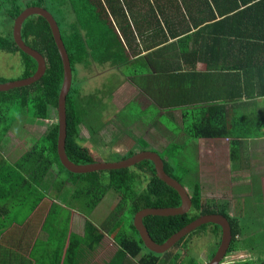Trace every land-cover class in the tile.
<instances>
[{
  "label": "trees",
  "instance_id": "obj_1",
  "mask_svg": "<svg viewBox=\"0 0 264 264\" xmlns=\"http://www.w3.org/2000/svg\"><path fill=\"white\" fill-rule=\"evenodd\" d=\"M245 2L244 13L225 18L226 30L222 36L224 44L216 40L201 47L222 51L226 57L230 54L238 55V61L206 62L205 70L223 71L227 74L223 79L224 82L230 77L228 74L233 73L231 85L225 84V93L240 91L236 93L237 98L246 97L247 100H251L264 98V0H259L252 5L249 3L250 0H245ZM134 5L135 3L131 0H0V52L21 55L24 70L17 79L33 75L38 68V62L17 46L12 26L6 30V20L10 19L14 24L15 19L26 8L39 6L50 12L58 22L73 70V82L67 97L66 150L68 156L76 163L84 164L98 160L81 142L83 141L81 131L86 129L91 136L95 137L103 127L106 128L107 125L101 122L102 111L108 102L117 104L120 102V98L115 96V91L124 82L135 86L136 96L147 98L152 102L150 105L153 108L146 109L151 111L152 115H154V106L158 99H160L161 107H170L171 85L175 84L176 80L185 79L184 75L195 80V77L197 79L203 74L205 79L209 77L210 83L213 81L209 83L210 87L218 86L215 73L196 70L198 62L181 61L172 65L168 61L157 63V60L150 58L148 62L144 59L145 56L144 58L139 57L144 52L143 48L146 47L140 48L130 42V39L135 38V29L138 28L135 22V29H132L128 21V16L135 18L132 11ZM22 37L26 44L43 54L46 60V71L32 85L0 91V146L5 139L7 140L6 137L13 127L18 126L17 123L21 120L26 119L30 124L38 122L48 130L38 137L34 135L26 137L27 149L20 155L0 156V234L8 231L14 223L26 224L27 227L29 224L26 221L29 222L36 207L49 193H51L50 196L52 193L60 194L52 196L57 200L63 192L64 196L73 198L69 193H73L72 187L79 186L74 198L83 197L86 201L84 206L87 211L86 213L81 212L87 217L84 235L70 233L71 211L75 210L70 204H53L43 222L42 229L50 237L45 244L43 242L38 244L55 248L50 256L53 259L52 262L59 264L62 260L67 264L78 262L80 253L84 252L82 248H95L103 237L108 235L119 246L109 259L108 263L111 264H204L198 261L189 243L194 234L207 226H213L214 236H219L216 244L211 245L208 254L209 260L213 258L221 237L220 227L214 224L200 227L172 248L160 253L149 250L139 238L133 226L134 215L139 210L174 208L181 204L178 193L160 180L151 160L140 161L131 167L89 173H74L62 164L58 154V102L64 79L63 61L50 28L41 16H32L25 21ZM191 38V36H184L181 40L184 42L181 45L184 53L188 50L185 42ZM193 47L189 45V50L193 51ZM162 49L163 47L152 50L148 54L156 55L164 51ZM241 56L245 60H241ZM94 64L97 68L108 65L113 69V75L106 77L102 83L106 91L99 88L86 95L81 91L82 79L80 80L77 76L78 66L92 68ZM14 79L16 78L10 79L0 75V82ZM151 84L159 85L158 95L155 91H146ZM136 86L146 91V94H139L140 91ZM221 87L223 88V84ZM136 96L129 99L116 116L130 103H134ZM193 100L196 101L195 98ZM189 103L196 110L182 111L183 130L188 137L198 140L201 138L244 139L264 136V113L240 115L232 113L226 106L219 108L217 104L201 106L195 102L189 101ZM168 113L167 119L169 118ZM116 121L125 123L118 119ZM131 124L125 123V125ZM136 141L143 143L139 144L143 147H129L123 154L113 152L111 153L113 160L126 158L139 150L150 149V146L147 147L149 144L146 145V140L142 137L134 139V145ZM232 145L234 146L235 142ZM174 147L178 151L181 150L180 146ZM238 150L236 144L231 151L232 161H235L238 156L236 155ZM160 156L164 161L166 172L181 183L179 176L173 174L175 169L168 164L169 159H176L175 164L179 162L177 157L180 158V155L160 154ZM182 171L185 172L187 169L183 168ZM64 172L68 173L67 177ZM109 191L115 192L119 197L110 213L112 222H115L109 225L111 220L108 218L102 223V227L96 226L90 221L89 216ZM191 198L193 205L187 214L144 218V224L153 240L162 244L174 233L201 216L219 213L225 216L232 226L233 241L228 251L241 250L242 247L238 245V242H241L239 235L242 233L240 223L235 222L228 215L224 209L226 206L219 207L214 202L210 204L209 200L205 201L199 182L193 185ZM14 208H28L30 212L22 219L20 217L10 218L9 214ZM122 213L125 216L123 220ZM52 214L57 215L53 217ZM49 219H56L58 222L47 229ZM252 262L248 259H241L236 264H251Z\"/></svg>",
  "mask_w": 264,
  "mask_h": 264
},
{
  "label": "crops",
  "instance_id": "obj_2",
  "mask_svg": "<svg viewBox=\"0 0 264 264\" xmlns=\"http://www.w3.org/2000/svg\"><path fill=\"white\" fill-rule=\"evenodd\" d=\"M131 1L135 3V5L132 6L134 7L132 11L135 18L128 16V21L132 26V29H135V22L138 28L135 29V38L130 39V42L134 46L147 48V50L146 48H143L144 52H142L139 56H145V58H143L146 61L149 62L150 58H153L157 60V63L168 61L172 65L181 61H193L198 62V64L200 63L199 66L197 64L196 70L201 72L206 71L205 63L209 61H238V55L230 54L226 57L222 51H216L214 48L202 49L201 46H205L206 43L210 41L215 42L216 40L219 43L224 44L222 37L224 30H226L224 20L227 16H236L244 13L246 8L245 0ZM258 1L259 0H250L249 3L252 5V3H256ZM184 36L192 37L188 42H185L186 49H188L186 53H184V49L182 50L181 48V45L184 43L181 42V40ZM189 45H192V47L194 46L193 51L189 50ZM161 47H163L162 50H164L161 53H157L156 55L148 54L151 53L152 50H156ZM241 60H245L243 59V56H241ZM206 72L215 73L216 82L218 83L217 87H210L209 77L205 79L203 74L199 75L197 79L195 77V80H192L190 76L184 75L185 79L176 80L175 84L171 85L170 107H161L159 104L160 99L155 102L156 106H154V115H152L154 123H149L148 125L153 128V134H158L159 136L157 128H163V126H161V121L167 120V111H170L171 113H168V119L172 120L174 125L177 127V133L174 134L176 137L175 140L178 144H181L179 146L182 151L191 149L196 151V149L200 147L202 153L208 150L212 152L216 150L218 152L221 151L222 156L227 157V162L230 163V165H228L227 170L225 168L226 166H216V171H221L222 169V173H227V181L228 183H232V185L230 186V198H227V200H220V206H226L224 208L225 211L235 222L241 223L242 220L240 219L248 217L249 220L245 222L252 224H256L253 222L264 223V169H261L264 168V136L249 137L244 139L201 138L195 140L185 134L183 130L184 122L182 116L183 110H196V108H193L192 105H190L189 101L198 103L201 106H206L208 104H217L219 108L226 106L228 110L234 114L256 115L258 113L257 115H259L260 112L262 114L264 113V98L247 100L246 97H244L243 99H239L237 98L236 93H240V91L225 93V84L231 85V79L234 76L233 73L228 74L230 77H228V80L224 82L223 79L227 76V74L223 71L214 70ZM222 84L223 88L221 87ZM129 85L133 86L131 83H129ZM133 87L135 88V86ZM136 88L140 91V93L138 91L139 94H146V91H155L157 95L160 93L158 90V84L156 86L151 84L146 91L140 89L138 86H136ZM193 98H195L196 101L193 100ZM145 101L147 104L152 103L147 98ZM170 133L173 134L172 132ZM146 141L150 143L148 140ZM160 142L167 143V138L161 137ZM191 142H193V144H191ZM195 142L198 143L195 144ZM234 142L235 145L237 144V148L239 150L236 154L238 156H236L235 161H232L231 151L234 149L235 145H232ZM154 144L156 145L155 142ZM156 146L160 150L159 147L161 145ZM252 149L255 150L251 151ZM152 150L158 151L161 154L159 150L154 148ZM224 152L226 155L223 154ZM240 162H243V164L241 165ZM253 177L254 181H252ZM256 177H259L256 181L259 189L255 188L256 184L252 186L254 187L253 189H241L242 183L252 185L255 182ZM50 194L51 193H49L48 196L40 202L38 207H36V210L30 216L29 222L26 221L29 224L27 227L26 224L19 225L18 223H14L9 227L8 231L4 234H0V264H59L57 262H52L53 259L50 257L53 249L55 248H50L46 245L39 246L38 244L39 242H43V244H45L47 239L50 237L48 236V233L42 229V225L49 214L51 206L53 204L63 205L59 203L57 199H53ZM246 197H250L253 202L248 204L249 202L244 200ZM47 202L49 205L45 206ZM46 207H48V210L45 211ZM73 215L74 214L71 216L70 233L73 232L83 236L84 231L82 233H76L71 230L73 227ZM236 217L239 219L237 220ZM84 219L86 221L87 217L84 216ZM254 231L255 230L242 229V234L249 232V235L245 237L242 236V239H240L241 242L243 241L246 243L253 239L254 236L252 235V232ZM104 237L111 239L108 235H105ZM250 246L253 245L247 244L246 247L249 248L246 250L252 252ZM98 248V246L95 248H82L81 250L84 252L80 253L78 259L79 261L70 262L68 264H111L108 263L109 259L116 252V250H118L119 246L116 244L114 252H105L100 261L94 259V257L96 258V253L100 251ZM60 264L67 263L62 260Z\"/></svg>",
  "mask_w": 264,
  "mask_h": 264
},
{
  "label": "rangeland",
  "instance_id": "obj_3",
  "mask_svg": "<svg viewBox=\"0 0 264 264\" xmlns=\"http://www.w3.org/2000/svg\"><path fill=\"white\" fill-rule=\"evenodd\" d=\"M6 24V30L11 28V26L12 30L14 29V24L12 20H6ZM78 67L79 72L77 73V76L80 80L82 79L81 91L83 94L86 95L93 93V91H96L99 88L105 90L106 88L102 86V83L106 80V77H110L111 75H113V69L109 68L108 65H104L100 68H97L96 64H94L92 68H84L80 65ZM23 70L24 65L22 57L19 53L16 55H12L6 52H0L1 76L10 79H17L21 75ZM136 95L137 91L133 86L129 84L124 83V86L122 85L118 87L115 91V96L120 98V102L118 104L115 102H108L106 108L102 111L103 113L101 116V122H103L104 125H107L106 128L104 129L103 127L100 130L99 134L95 137L91 136L86 129H83L81 131V136L83 138V141L81 142L83 143V145L86 146L94 155V158L98 160H113L114 157L113 155H111V153L113 154V152L123 154L126 150L129 149V147H143L142 145H139L143 143H138L137 141V143L134 145V139H136L137 137H142L143 139L148 140L150 143L146 141V145L149 144L147 147L150 146V148L152 149L154 148L156 150H159L156 145H161L159 147V151L161 152V154L165 156H167V154H170V156L180 155V158L177 157L179 162L175 164L176 159H169L168 164H170L175 169L173 174L179 176L181 183L183 184L184 188L187 189L190 196L193 193V185L195 184V182H199V185L202 189L203 199L205 201L209 200L210 204H213L214 202L220 207V200H227V198H230V186L232 185V183H228L226 178L227 173H222V169L221 171H216V166H226L225 168L227 170L228 165H230V163L227 162V157L222 156L221 151L218 152L217 150L213 152L208 150L202 153L201 147L196 149V151L193 149L178 151V149L174 147L181 145L178 144V142L175 140L176 137L174 134L177 133V127L174 125V122L170 119L161 121V126H163V128H157L159 136L158 134H153V128L148 124H153L154 119L152 118L151 111L146 110V108L151 109L153 107L150 104H147L143 97H139ZM134 96H136L134 101L137 103H130L124 111H122L118 116H116L120 112V110L125 107L126 102ZM116 119L125 123L129 122L132 124L125 125V123H120L116 121ZM17 125L19 127L14 126L13 129L10 131L9 135L6 137L7 140L5 139L1 143L0 156L5 155L7 157H12L15 155H20L25 149H27L28 142L25 143L26 137H31L32 135L38 137L41 134H45V132L48 130V128H46L44 125H39L38 122L30 124L29 121L26 119L19 121ZM170 132H172L173 134H171ZM161 137H166L167 143L160 142ZM154 142L156 143V145L154 144ZM197 143L198 142H195V144ZM191 144H193V142H191ZM255 149H252L251 151ZM223 154L226 155L225 152ZM242 164L243 162L241 163V165ZM183 168L187 169V171H182ZM64 173L65 177H67L68 173ZM258 178L259 177H256V180L252 185L242 183L241 189H253L254 187L252 186L256 184ZM252 181H254V177L252 178ZM145 185L146 183L144 184V186ZM77 188H79V186L72 187L73 193H69V195L73 196V198L64 196L63 192L60 196V201H57L61 204H70L72 207L75 208V210L73 209L71 211V213L74 214L72 224L73 227L71 230L75 231L76 233H82L85 227V215L81 212L86 213L87 209L84 206L86 201L83 200V197L80 199L74 198ZM255 188L259 189V186L256 184ZM57 195L60 194L52 193V196ZM117 198L119 197L118 195H116L115 192L109 191L108 194H106V196L103 197L102 201L97 205V208L89 216L90 221L96 226L100 227L103 226L102 223L108 218L109 220H111L109 221V225H111V223H114L115 221L112 222L110 213L112 212L116 204ZM249 198L250 197H246L244 198V200L249 202L248 204H251L253 200ZM48 205L49 204L47 202L45 206ZM47 208L48 207H46L45 211L48 210ZM29 212L30 210L28 208H14L13 211H11V213L9 214V217H20L22 219L24 215L28 214ZM76 214H81L83 216ZM56 215L57 214H52L53 217H55ZM123 217L125 216L122 213V220ZM236 219L238 220L239 218L236 217ZM240 220H242L240 226L243 230H255L254 232H252L254 238L246 243L238 242V245L242 247V249L228 251L223 257L221 263L224 264L233 262L236 264L238 260L248 259L253 261L251 264H263L264 230L260 229H264V223L253 222L256 224H252L245 222L249 220L248 217H244ZM57 222L58 221H56V219H49L47 222V229L51 228L52 226H55ZM248 233L249 232H245L244 234L240 233L239 238L242 239V236H248ZM218 237L214 236L213 234V226H207L205 229L200 230L198 233L194 234L190 238L189 245L192 249L193 254L196 255V258L199 262L204 264L208 263V254L210 252V247L211 245L216 244L219 239ZM111 239H109L108 237H104L102 239L101 243L98 245V250L100 251L97 250L98 252L96 253V258L94 257V259L100 261L104 256L105 252H114V249H116V244ZM247 244L253 245L250 246L252 252L246 250L247 248H249L246 247Z\"/></svg>",
  "mask_w": 264,
  "mask_h": 264
},
{
  "label": "water",
  "instance_id": "obj_4",
  "mask_svg": "<svg viewBox=\"0 0 264 264\" xmlns=\"http://www.w3.org/2000/svg\"><path fill=\"white\" fill-rule=\"evenodd\" d=\"M32 16H41L44 18L50 28L53 40L57 45L58 51L61 55L64 67V79L60 91L58 102V125H59V138H58V154L62 164L74 173H89L100 170H111L131 167L136 163L144 160H151L156 169V173L160 180L167 186L175 190L179 197L181 204L179 207L174 208H145L139 210L133 218V226L137 231L139 238L142 239L144 245L152 251L164 252L172 248L177 242L187 237L191 233L204 225L214 224L220 227L221 237L220 244L216 254L211 258L208 264H220L223 257L228 252V248L233 241L232 226L228 219L219 214H207L201 216L195 221L188 224L183 229L170 236L162 244L156 243L151 237L147 227L144 224V218L148 216L169 217L187 214L193 205L192 198L184 186L169 175L164 166V161L158 151L152 149L140 150L126 158L118 160H97L91 163L79 164L74 162L67 154L66 143L68 137V121H67V97L73 82V70L69 53L66 49L64 40L62 38L61 30L55 17L51 15L45 8L39 6H31L26 8L14 21L13 37L17 46L26 54L34 57L38 62V68L33 75L25 78L9 80L0 82V91H8L17 87L32 85L38 81L46 71V60L43 54L32 48L23 40L22 28L25 21Z\"/></svg>",
  "mask_w": 264,
  "mask_h": 264
},
{
  "label": "flooded vegetation",
  "instance_id": "obj_5",
  "mask_svg": "<svg viewBox=\"0 0 264 264\" xmlns=\"http://www.w3.org/2000/svg\"><path fill=\"white\" fill-rule=\"evenodd\" d=\"M216 252H217V251H216ZM210 260H211V259H210ZM210 260H209V261H210ZM209 261H208V263H209ZM208 263H207V264H208Z\"/></svg>",
  "mask_w": 264,
  "mask_h": 264
}]
</instances>
